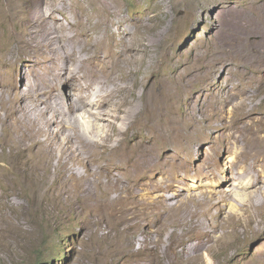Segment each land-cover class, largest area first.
<instances>
[{
    "label": "rangeland",
    "instance_id": "rangeland-1",
    "mask_svg": "<svg viewBox=\"0 0 264 264\" xmlns=\"http://www.w3.org/2000/svg\"><path fill=\"white\" fill-rule=\"evenodd\" d=\"M263 4L264 0H44L35 5L34 0H0V264L260 263L264 258ZM40 9L51 15L56 27V38L47 39L45 45L52 54L60 56L63 44L69 46L67 54L76 57L82 51L81 43H76L81 41L77 33L81 27L84 38H89L86 29L91 32L93 26L94 36H109L104 26H96L104 24L103 14L114 22L116 39L136 41L127 57L118 48H109L94 59L108 61L113 52L129 86V95L112 112L122 113L130 126L114 125L106 115L99 125L108 137L120 136L121 152L136 136L147 145L155 134L142 128L123 136L145 116L157 119L160 112L162 121L186 117L191 127L186 124L185 139L177 136L170 147L154 143L153 150L140 148L145 156L149 151L163 163L162 169L142 171L124 157L119 163L106 162L99 143L102 132L90 135L85 122L81 123L88 136L78 139L73 150L53 141L36 143L40 129L55 127L54 112L75 139L82 132L76 121H84L80 114L86 111L66 108L95 86L89 77L81 79L82 90L69 86L53 66H44L39 53H30L29 43L38 37ZM223 23L233 31L237 50L232 55L228 46L223 53L217 43ZM164 28L168 33L158 45ZM150 51L159 58H152ZM181 65L187 85L172 80ZM35 89L43 93V101L34 100ZM233 102L251 117L243 132L227 138L225 130L232 133L240 115L231 112ZM205 123L211 124L210 129H204ZM199 127L204 129L202 138L195 136ZM75 173L84 178L76 180ZM164 180H171L172 186L152 187ZM207 231L211 239H206ZM148 238H155L160 250L151 251ZM178 239H187L191 249L183 253Z\"/></svg>",
    "mask_w": 264,
    "mask_h": 264
},
{
    "label": "bare ground",
    "instance_id": "bare-ground-1",
    "mask_svg": "<svg viewBox=\"0 0 264 264\" xmlns=\"http://www.w3.org/2000/svg\"><path fill=\"white\" fill-rule=\"evenodd\" d=\"M33 1V0H32ZM44 0H34V4L35 5H40L41 3H43ZM29 2V0H28ZM27 3V2H26ZM28 4V3H27ZM264 5V4H263ZM25 6V5H24ZM102 6L105 7V8H108L110 7V4L109 3H102ZM262 7V4L260 5ZM259 6V7H260ZM28 7V6H26ZM258 7V10L261 8ZM263 10V9H262ZM263 12V11H262ZM37 13V16H38V21L36 23V29L38 31V37L36 38V40L32 43H29V46L31 48V52L30 53H39L42 58L44 59L45 61V64L44 66L46 65V63L50 64L48 66H53L55 68V74L60 77V78H66V82L68 83V85H73L75 84L77 86V88L79 90H82V85H81V79L83 77H89L91 78L94 83H95V86L94 88L86 93L84 96L81 97L80 100H78L76 103L74 102L72 105L68 106L66 109L69 110L71 108H77V110H80L82 111V109H84L87 113V116L86 118L83 116L84 114L86 113H81L80 116L84 119V121H79L80 119H77L76 123L81 127V133L79 131L80 134H78L77 136L75 135V139L74 137H72V134L68 132V128L66 126V123L63 122L62 120V116L57 114L56 112L53 113L52 115V118H53V122H55V127H48V128H42L39 130V135H40V139H38L36 141V143L38 144H43V143H48V142H56L58 143L59 145L65 147L66 149H69V150H73L74 149V144H79L78 142V139H82L83 136H88L87 134L85 135V133L87 132V130L89 131L90 135L95 133L96 131L100 130L102 132V135H101V141L99 142L102 149H101V154L103 155V157L105 158L106 162H118L124 157L126 158L128 161H131V163L127 162L125 160V162L129 165H133V167H137L139 166L140 169L143 171L145 169H148V168H158V169H162L163 167V163H160L159 161H156L155 160V156L152 155L151 152L148 151L149 154H147L146 156L144 155V151H141L140 148H143L144 150H147L149 147L150 149H152V146L154 143H157V145L159 146H169L170 145L172 146L173 144L175 145V140H176V137H180L181 139H185L186 136H188L186 134L187 132V129L186 127L190 124L187 123L186 121V117L184 116H177V118L175 117H171V120H165V121H162V120H158L160 117H161V113L158 112L156 114V118H149V117H144L141 122L126 130V132L124 133V137L126 135V133L129 131V130H133V134H136L138 132H140V130L142 128H145L151 132H154L155 134L153 136H150V140L148 142V144H144L143 141L139 138V137H135L134 140H133V143L131 146L129 147H125V151L123 149H121V152H120V148L122 147V142L120 140V136L117 137V138H111V137H108L107 134L104 132L103 130V127H101L99 125V120L102 119V117H104L105 115L107 116L106 119H110V121L114 124V125H119L121 123L124 122L126 128H128L130 126V121L129 120H125L124 118V115L120 112H115L113 113V107L115 106V104H117L118 102H122L126 99V97L129 95L128 92H127V88L129 86H127V84H125L124 82V72L122 70V68L120 69L119 68V65L121 64V62L119 61V58L115 56V54L112 52L111 53V58L108 60V61H105V62H96L94 59L95 58H98L99 55L101 54V52H108V49L111 48L112 50L114 48H118L119 49V52L121 55H124L127 57V52L130 51L132 48H134V43L136 42H133V43H129V42H126L124 41L123 39L121 38H118L116 39V37L114 36L115 34V31L113 30V26H114V22L109 19V16L106 17V14H103V20H104V24H101V25H96V26H104V29L106 30V33L109 35V36H105V37H99V36H94V33H96V31L94 32L93 30L95 29V26H93V30L88 31V29H86V32L89 33V38H84L82 37V30L80 28V30H78L79 32L78 33V38L81 39L80 40H77V38L75 40H77L76 43H81L79 46H81L80 48H82V51L75 54L74 52V56L76 57H73V56H70L69 54H67V52L65 51L67 47L65 48V46L62 44V50L58 49L61 47H58L57 49L62 51L60 52V56L59 54L57 55L56 51L54 54L50 53V50H47V48H45V45L48 44V42L50 41L49 39H51L52 37L54 38L55 37V25L53 24V19L51 18V15L46 12V11H43L42 9H40ZM116 14V13H115ZM120 15V11L118 12V15ZM112 17V16H110ZM222 17V16H221ZM92 18V17H91ZM223 19V18H222ZM224 20V19H223ZM222 20V21H223ZM90 20L88 19V22ZM115 21V20H114ZM86 22V21H85ZM97 22V21H96ZM225 22V21H224ZM90 23V22H89ZM85 24V23H84ZM95 24V23H93ZM224 25V32L222 33V36L220 38L217 39V43L220 45L221 47V52L224 53V48H226L227 46L230 48V53L231 55L234 53H236V50H235V46L233 43H232V35H233V31L231 32V29H229L227 27V24L226 23H223ZM237 25V23H236ZM234 25V27H238ZM63 26V25H61ZM86 26V24H85ZM92 26V25H91ZM231 26V25H230ZM233 26V25H232ZM63 28V27H62ZM88 28V27H87ZM90 28V27H89ZM101 28V27H100ZM233 28V27H232ZM78 29V28H77ZM162 29V28H161ZM67 30V28L65 29ZM76 30V29H75ZM90 30V29H89ZM96 30V29H95ZM164 31L162 32L161 30V33L159 32V37H157V41H158V45L160 44V42L162 41V37L167 34L166 33V30L167 29H163ZM235 30V29H233ZM64 31V30H63ZM74 31V30H73ZM56 32V31H55ZM65 32V31H64ZM70 32V31H69ZM226 32H229L226 33ZM52 33V34H51ZM61 33V32H60ZM71 33V32H70ZM75 33V32H74ZM68 34V33H67ZM228 34V35H226ZM59 34H57V37H58ZM61 35H64V34H61ZM70 35V34H68ZM73 35V34H72ZM104 35V34H103ZM106 35V34H105ZM67 36V35H66ZM60 37V36H59ZM65 37V36H64ZM70 37V36H68ZM52 38V40H53ZM56 38V37H55ZM62 38V37H61ZM60 38V39H61ZM75 38V37H74ZM49 41H48V40ZM66 39L65 42L68 40L67 38H64ZM63 39V41H64ZM153 39V38H152ZM263 39V38H262ZM261 39V40H262ZM59 40V39H58ZM155 40V39H154ZM57 41V39H56ZM56 41L54 43H56ZM72 41V40H71ZM74 41V40H73ZM151 41V40H150ZM149 41V43H150ZM155 41V43L157 42ZM64 42V43H65ZM138 42V41H137ZM141 44L142 42L139 41ZM138 42V43H139ZM153 42V41H151ZM60 43V42H59ZM104 43H107V47H103V44ZM139 43V44H140ZM154 43V42H153ZM52 44H53V41H52ZM72 44V43H71ZM137 44V43H136ZM138 44V45H139ZM140 44V45H141ZM152 44V43H150ZM54 45L56 44H53V47ZM157 45V46H158ZM259 45V44H258ZM261 45V44H260ZM44 46V47H42ZM50 46V45H49ZM52 46V45H51ZM59 46V44H58ZM73 46V44H72ZM150 46V45H149ZM148 46V47H149ZM64 47V49H63ZM74 47V46H73ZM71 47V49L73 48ZM78 47V46H77ZM103 47V48H102ZM139 47V46H138ZM155 47V46H154ZM258 47V46H257ZM260 47V46H259ZM45 48V49H44ZM50 48V47H49ZM52 48V47H51ZM150 48V47H149ZM164 50L167 52V48L165 46H163ZM228 48V49H229ZM54 49V48H53ZM52 49V50H53ZM55 49V50H57ZM71 49L69 51H71ZM76 49V47H75ZM138 49V48H137ZM152 49V48H151ZM257 49V48H256ZM260 49V48H259ZM79 50V49H78ZM81 50V49H80ZM135 50V49H134ZM68 51V53H69ZM74 51V49H73ZM77 51V50H76ZM58 52V51H57ZM220 52V53H221ZM151 53V56L152 58H156L158 59L159 56L155 54V52L153 51H150ZM223 53L221 56H223ZM238 53V51H237ZM247 53H249V51H247ZM133 54V53H132ZM131 54V55H132ZM138 54V53H137ZM227 54V53H226ZM73 55V53H72ZM230 55V54H229ZM133 56V55H132ZM137 56V55H136ZM197 56V55H196ZM195 56V57H196ZM150 57V56H149ZM200 57V56H199ZM225 57V56H224ZM130 58V57H129ZM238 58V56H235V60ZM224 59V58H223ZM222 59V60H223ZM198 60V59H197ZM216 61V60H215ZM195 62V61H194ZM218 62V60H217ZM221 62V60H220ZM228 62V61H227ZM191 63V62H190ZM219 63V62H218ZM224 64V62H222ZM147 64V63H146ZM235 65V64H234ZM222 66V65H221ZM53 67H52V71H53ZM145 67V66H144ZM185 66L184 65H181L179 66L177 69H176V72H177V75L172 79L174 83H183L184 85H187V81L185 79ZM187 67V66H186ZM225 67V66H224ZM51 68V67H50ZM147 68V67H146ZM151 68V67H150ZM194 68V67H193ZM47 69V67H46ZM227 69V68H226ZM147 71V70H146ZM193 71V70H192ZM231 71V70H230ZM196 72V71H195ZM186 73H188L186 71ZM189 74V73H188ZM194 74V73H193ZM196 76V74H195ZM163 77V76H162ZM188 77V76H186ZM190 77H193L190 75ZM189 77V78H190ZM164 78V77H163ZM162 78V79H163ZM169 78V77H168ZM161 79V78H160ZM159 79V80H160ZM165 79V78H164ZM170 79V78H169ZM193 79V78H191ZM158 80V81H159ZM188 80V78H187ZM195 80V79H193ZM162 81V80H161ZM166 81V80H165ZM164 81V82H165ZM52 82V81H51ZM167 82V81H166ZM171 82V81H169ZM172 82V83H173ZM193 82V81H192ZM156 83V82H155ZM158 84V83H157ZM169 84V83H168ZM189 84V83H188ZM162 85V84H161ZM160 85V86H161ZM166 85V84H165ZM175 85V84H174ZM180 84H178L179 86ZM159 86V87H160ZM177 86V85H176ZM72 87V86H71ZM168 87V86H167ZM172 87V86H171ZM226 87V86H225ZM224 87V88H225ZM54 89V88H53ZM170 89V88H169ZM226 89V88H225ZM173 90V89H172ZM175 90V89H174ZM54 91V90H53ZM56 91V89H55ZM60 91V90H59ZM241 91V90H239ZM235 92V91H234ZM233 92V93H234ZM34 93L36 95V98L34 100H40V101H43V93L38 90V89H35L34 90ZM174 94V92H172ZM171 93V95H172ZM232 93V94H233ZM57 94H61L60 93H57ZM231 94V95H232ZM237 94H240V93H237ZM235 94V95H237ZM27 95V93H24L20 96V98L22 97H25ZM172 98H176L175 96H171ZM235 97V96H234ZM241 97V96H240ZM237 98V97H236ZM235 98V99H236ZM233 100V98H231ZM228 100V99H227ZM229 101V100H228ZM231 101V100H230ZM229 101V103H230ZM234 103V102H233ZM229 105H232V104H229ZM240 105L241 104H237V103H234L232 106V113H239L240 115L238 116V118L236 119V123H233V132L231 133L230 131L232 130H225V127L223 126H220L223 128V130L227 131V138L228 137H232L233 135V138L236 136V133H240V132H243L246 128L243 126L244 122L247 120V119H250L251 116H249V112H243V111H240ZM16 107V106H15ZM220 107V106H218ZM18 108V106H17ZM216 108V107H215ZM63 108H60L58 110H62ZM218 109V108H216ZM222 109V108H221ZM155 110V109H154ZM57 111V110H56ZM215 111V110H214ZM217 111V110H216ZM213 113V112H212ZM217 113V112H216ZM222 113V112H221ZM247 113V114H246ZM218 114V113H217ZM213 115V114H212ZM237 115V114H236ZM235 115V116H236ZM216 116V115H215ZM222 117V115H220ZM205 116L202 115V118H204ZM210 117V116H209ZM212 117V116H211ZM214 117V116H213ZM212 117V118H213ZM211 118V119H212ZM220 117H216L215 119H219ZM197 119V118H195ZM208 119V118H207ZM210 119V120H211ZM188 120V119H187ZM192 120V119H191ZM198 120V119H197ZM205 120V119H204ZM209 121V120H208ZM235 121V120H234ZM81 122H85L87 124L86 126V131H85V128L83 126L85 125H82ZM195 122V121H194ZM104 123V122H102ZM215 123V122H214ZM186 124H188L186 126ZM206 124V123H205ZM203 125L204 126V129L206 128L207 130L210 129L209 127H211V124H206V125ZM213 124V123H212ZM221 124V123H220ZM232 124V122H231ZM230 124V125H231ZM193 125V124H192ZM198 125V124H197ZM70 126V125H69ZM229 126V125H228ZM191 127V126H190ZM214 127V126H213ZM212 127V128H213ZM218 129H219V125L217 126ZM216 127V128H217ZM230 127V126H229ZM263 127V126H262ZM67 128V129H66ZM196 128V127H195ZM194 128V129H195ZM227 128V127H226ZM258 128V127H257ZM189 129V127H188ZM204 129H201V127L197 128V132H196V135L195 136H200L204 133L203 130ZM215 129V127H214ZM252 129V128H251ZM261 129V128H260ZM259 129V131H260ZM72 130V129H71ZM84 131V132H83ZM148 131V132H149ZM257 131V129H256ZM71 132V131H70ZM149 132V133H151ZM189 132V130H188ZM193 130H191V133L193 134ZM249 132V131H248ZM251 132V131H250ZM258 132V131H257ZM78 133V132H77ZM82 133L84 135H82ZM148 133V134H149ZM254 133V132H253ZM190 134V133H189ZM235 134V136H234ZM244 134V133H243ZM242 134V135H243ZM151 135V134H149ZM239 135V134H238ZM249 135V134H248ZM246 135V137L248 136ZM251 135V133H250ZM254 135V134H253ZM252 135V136H253ZM146 137V135H145ZM240 137V136H239ZM190 138V135L189 137ZM197 138V137H196ZM196 138H193L191 137V139H196ZM149 139V137H148ZM230 139V138H229ZM195 141V140H194ZM181 142V141H180ZM178 144V142H176ZM183 145V144H182ZM154 146V145H153ZM185 145H183L182 147H184ZM177 148V147H176ZM149 149V150H150ZM179 149V148H178ZM153 150V149H152ZM151 151V150H150ZM80 150H78V155H80ZM147 152V151H145ZM114 153H120L119 156L116 158L114 156ZM69 159L72 161L73 160V155H69ZM79 161L81 163H83V165L85 167H90L89 166V163L87 161H85L84 159H81V158H78ZM159 160V159H158ZM70 164V163H69ZM66 167H68V163L66 164ZM87 173H89L90 171V168H87L86 169ZM74 178L76 180H80V179H83L84 178V174H79V173H75L74 175ZM172 186V181L171 180H164V181H161L158 183V185H153L152 187H171ZM166 206V205H165ZM235 224V223H234ZM192 225V223H191ZM188 226V225H187ZM204 226V225H203ZM198 227V226H197ZM202 227V226H201ZM187 228V227H186ZM189 228V227H188ZM178 229V228H177ZM212 229V228H211ZM238 229V228H237ZM203 230V229H202ZM201 230V231H202ZM205 230V229H204ZM241 230V229H240ZM198 231V230H197ZM200 231V230H199ZM213 231V230H212ZM158 230H157V233L158 234ZM175 232V230H174ZM208 232V231H207ZM202 233V232H201ZM163 234V233H161ZM171 234V233H170ZM173 234V233H172ZM190 234V233H189ZM167 235V234H166ZM197 235V234H196ZM200 235V234H198ZM197 235V236H198ZM174 237V235H172ZM189 236V235H188ZM186 236V238L188 237ZM205 236V235H204ZM223 236V235H222ZM185 237V236H184ZM190 237V236H189ZM210 237V234L209 232L206 233V239H208ZM158 238V237H157ZM200 238V236H199ZM198 238V239H199ZM212 238V237H211ZM209 238V239H211ZM162 240V238H160ZM164 239V237H163ZM166 239V237H165ZM175 239V238H174ZM182 239V238H180ZM203 239V238H202ZM201 239V240H202ZM150 243V250L151 251H157L156 249H159L160 250V246L157 245L156 241H155V238H148L147 239ZM157 240V239H156ZM170 240V239H168ZM167 240V241H168ZM179 240V239H178ZM183 240V239H182ZM191 240V239H190ZM195 240V239H194ZM200 240V241H201ZM146 241V240H145ZM147 241V242H148ZM166 241V240H165ZM181 241V240H179ZM199 241V242H200ZM204 241V240H203ZM233 241V240H232ZM189 241L184 240L181 241L182 243V252L185 253L187 252V249H191L190 248V245L188 244ZM162 243V242H161ZM166 243V242H165ZM177 243V242H176ZM175 243V244H176ZM198 243V242H197ZM207 243V242H206ZM174 244V245H175ZM180 244V243H179ZM230 244V243H229ZM161 247L163 244H160ZM166 245V244H165ZM168 245V243H167ZM178 245V243H177ZM197 245V244H196ZM193 246V245H191ZM171 247V246H170ZM200 247V245H199ZM201 247H204L201 246ZM144 248V246H143ZM145 248L146 245H145ZM148 248V249H149ZM197 248V247H196ZM162 249V248H161ZM164 249V248H163ZM163 251V250H162ZM161 251V252H162ZM180 251V250H179ZM181 252V251H180ZM157 253V252H156ZM160 253V251H159ZM168 252H166L167 254ZM194 253V252H193ZM162 254V253H160ZM179 254V253H178ZM184 255V254H183ZM260 255V254H259ZM264 255V254H263ZM159 256V255H158ZM163 256V255H162ZM161 256V257H162ZM185 256V255H184ZM255 256V255H254ZM182 257V256H181ZM260 258V257H259ZM252 260V258H251ZM250 260V261H251ZM254 260V259H253ZM158 261V259H157ZM256 261V260H255ZM252 262V261H251ZM260 263L258 264H264V258L262 260L259 261ZM166 263V262H165ZM146 264V263H145ZM254 264H257V263H254Z\"/></svg>",
    "mask_w": 264,
    "mask_h": 264
},
{
    "label": "trees",
    "instance_id": "trees-1",
    "mask_svg": "<svg viewBox=\"0 0 264 264\" xmlns=\"http://www.w3.org/2000/svg\"><path fill=\"white\" fill-rule=\"evenodd\" d=\"M40 262H37V264H39Z\"/></svg>",
    "mask_w": 264,
    "mask_h": 264
}]
</instances>
